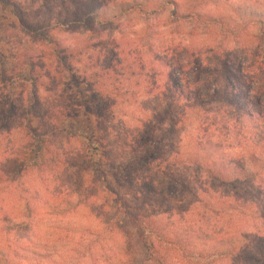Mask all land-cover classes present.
I'll return each mask as SVG.
<instances>
[{"label":"trees","instance_id":"1","mask_svg":"<svg viewBox=\"0 0 264 264\" xmlns=\"http://www.w3.org/2000/svg\"><path fill=\"white\" fill-rule=\"evenodd\" d=\"M105 4L91 0L83 8L82 20L72 23L97 38L100 32L93 23L102 28L109 25L108 17L112 22L145 14L141 4L114 15ZM0 6L14 18L13 30L40 39L35 53L15 46L9 57L0 46V264H53L58 249L38 243V231L49 215L45 211L58 208L62 196L74 199L79 211L89 203L106 208L108 217L102 225L111 248L105 264H112L113 258L117 264H218L239 256L240 262L264 264V60L247 68L212 44H173L159 50L145 37L134 43L114 37L88 65L84 52L49 30L60 27V22L32 26L14 0H0ZM167 10L194 22L204 34L223 39L237 41L242 30L255 29V44H264V13L252 7L241 12L246 20L242 26L207 14H180L181 5L174 0H165L157 11ZM61 70L72 74L70 83L79 89L84 106L58 102L65 92ZM146 70L157 72L162 85L154 80L136 86L148 84L143 88L146 94L177 99L185 111L183 124L187 121L189 128L182 130L176 123L154 128L152 118L146 117L132 138L131 159L126 161V150L119 143L114 147L108 125L121 91L128 90L113 87L121 80L145 81ZM81 114L96 118L89 135L65 125L78 121ZM139 174L145 175L143 183L149 188L166 184L164 179L179 187L174 189L178 193L167 189L173 200H166L172 205L161 213L163 218L144 214L136 203ZM184 192L206 209L233 210L241 223L233 232L235 242L212 236L196 220L185 221V210L179 211L181 203L174 201ZM150 196L151 191L143 193L145 201ZM182 214L183 222L173 227ZM203 243L212 247L201 248Z\"/></svg>","mask_w":264,"mask_h":264},{"label":"rangeland","instance_id":"2","mask_svg":"<svg viewBox=\"0 0 264 264\" xmlns=\"http://www.w3.org/2000/svg\"><path fill=\"white\" fill-rule=\"evenodd\" d=\"M99 1L106 3V8L112 9L111 12H114L113 15L120 11L121 8L125 9L132 4L143 5L145 14L132 15L122 18L119 21L114 20L112 22L108 17L106 21L109 25L102 28L98 24L93 23L94 30L100 32V36L92 38L88 30L80 25L72 23L82 20L84 16L83 8L85 4L87 5L89 3L90 5L91 0H14L20 9L27 15L26 20L32 26L54 25L56 22H60L58 23L60 27L56 25L55 27L49 28V30L56 34L58 38H61L67 43L71 42L73 46L76 45L79 48V51L84 52L83 59L88 65L91 64V62H95V57H98L106 51V49H104V47H106L104 43H107L114 37L122 38L124 43L140 42L141 38L145 37L148 38L150 44L154 45L155 48L159 50H166L169 45L173 44L184 46L192 45L195 47H204V44L205 46L212 44L216 49L220 47L221 51L232 53V59L234 61L240 60V63L247 68L255 67L258 61L264 60V44L259 43V45L261 44L260 46L255 44V39L257 38L255 29L242 30L240 40L237 41L234 39H223L218 35L211 36L204 34L202 30L197 28L194 22L182 21L180 17L172 15L171 11H157L165 0ZM174 1H177L181 5L182 11H179L180 14L181 12H183L184 15L191 13L201 15L207 14L239 23L241 26L246 22L241 13L244 9L252 7L257 12L264 13V0ZM189 9L192 10L189 12ZM109 16H112V14ZM13 19L8 9L0 6V46L2 52L6 56H13L14 52H16V49H13L16 48L15 46H22L25 48L24 50L28 52H38L40 43L37 40L40 39L28 33H23L22 30H13L10 25ZM67 25L70 26L68 27ZM6 31L9 33L5 35ZM77 66L80 67L82 65ZM102 67L103 63L101 62L99 69H97L99 73ZM61 72L64 73L61 87L65 89V92L60 94L58 102L61 104H69L73 108L84 106V101L79 95V89H76L75 86L70 83L73 80L72 74L64 72L63 70H61ZM145 77L146 79L145 81L142 80L143 82L136 81L138 79H133L123 83V80H121L115 83L113 87L119 88L120 91L124 87L128 90L121 91V97L117 99L119 102L117 104L118 107H116L115 117L114 119L111 118L110 124L108 125L111 138L114 140V147L116 148V144L118 145L119 143L124 150H126V161H128V157L131 159V148H129V146H131L132 138L138 131L141 123L140 121L146 117L150 116L152 118L150 123L154 124V128H156L158 123H160L159 125H165L167 128L173 123H176L178 128L182 130H188L189 128L187 121L183 124V115L185 111L183 106L177 102V99L170 97L161 98L158 94L150 96L146 94V90H143L148 84L151 85L154 80H156V84L160 82V85H162L159 74L155 71L146 70ZM137 82L148 84L136 86ZM136 88L138 89L137 91ZM95 119L94 116L87 118L85 115L81 114L78 121L70 120L67 121L65 125L72 130H76L78 133L89 135L92 131L91 129L94 128ZM167 138L172 139V136L167 134ZM58 142L62 144L63 141ZM181 142L182 141H178L176 143L178 148L182 146ZM63 145L66 144L63 142ZM133 155L136 156V153ZM144 176L145 175L141 174L138 176V192L140 196L137 198L136 203L142 208L144 214L148 215L155 213L158 215V218H163L161 213L166 211L165 209L167 206L172 205V203L169 204L166 200H173V198L169 196L171 191L167 193V189L171 188L173 192L178 193V191L174 189H179V187L176 186V183L164 179L166 180V184H157L156 187L149 188V183H143ZM149 178L151 180V177L147 179ZM130 179L133 180L132 175H130ZM55 190L59 191L58 188ZM212 190L216 191V188ZM147 191H151V196L148 198V201H145V199H143V193ZM183 194L185 195L182 197L179 196V198H174V201L181 203L180 206L177 205V208L179 211H182V209L185 210L186 218L183 217V214L181 216L179 215L174 219L172 224L173 227L180 226L184 218L185 221L186 219L189 221L196 220L197 222L195 223L199 226H203L204 230L208 231L212 236H225L229 238V240L232 238V241L235 242L236 238L233 232L241 223H238L239 221L236 220V213L233 210L220 211L221 209L219 206H217L215 210H209L203 207L195 197L186 192ZM174 201L173 204L176 205ZM74 202V199H69L68 196H62L58 198V208L50 210L47 207L48 210L45 212L49 215H45L40 231H38L40 234H38V236H41L38 243L47 244L50 245V247L56 245L58 250H55L56 255L53 257V261H50L53 262V264H96V262H98V264H105L103 263L105 260L104 257L110 256L108 255V250L111 248V242H108L110 238L104 233L102 225V222L108 217L107 210L103 205L99 208L101 204L93 205L89 203L88 206L87 204H82L85 207L79 211L74 208V206L77 205L76 202ZM168 210L169 208L167 212ZM169 214H171V212ZM169 214H167V216ZM96 217H98L100 222L98 220L96 221ZM247 224L250 226V223H245L244 225L247 227ZM102 232L103 235L101 236ZM214 233H219L221 235ZM17 235L19 238H27L26 233H18ZM199 246L201 248L212 247L211 244L205 245L204 243L199 244ZM238 246L237 244L234 248ZM221 250L226 251V249ZM175 254L176 253L172 252L170 256L173 257ZM139 255L138 261L141 259V254ZM239 257L232 260L228 259L218 264H249L242 261L240 262L238 260L240 259ZM112 264H117L115 258L112 259ZM185 264H187V262Z\"/></svg>","mask_w":264,"mask_h":264}]
</instances>
